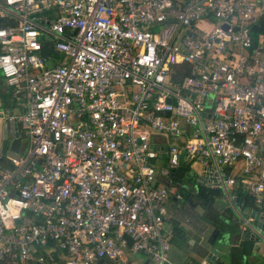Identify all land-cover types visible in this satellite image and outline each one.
<instances>
[{
	"label": "built area",
	"instance_id": "obj_1",
	"mask_svg": "<svg viewBox=\"0 0 264 264\" xmlns=\"http://www.w3.org/2000/svg\"><path fill=\"white\" fill-rule=\"evenodd\" d=\"M0 16L16 22L0 69L26 107L7 121L29 141L0 170V260L171 264L182 166L264 239V0H0Z\"/></svg>",
	"mask_w": 264,
	"mask_h": 264
},
{
	"label": "crops",
	"instance_id": "obj_2",
	"mask_svg": "<svg viewBox=\"0 0 264 264\" xmlns=\"http://www.w3.org/2000/svg\"><path fill=\"white\" fill-rule=\"evenodd\" d=\"M14 24L16 22L11 17L0 16V27ZM25 111L26 107L23 100L14 95L13 86L7 83L0 69V154L3 150L4 155L3 161L0 162V170L4 166L11 164L9 160L10 156L23 155L29 147V141L23 132L21 130L17 132L11 131L7 121L9 113L12 115H21ZM181 192L183 199L177 200L172 196L168 204L171 215L168 224L172 233L171 248L169 251L171 264H189L192 260L195 261L198 258L197 253L202 250V245L214 240L216 236V241L218 239L220 241L213 245L216 248V253H214L215 258L212 260V263L228 264L232 262L233 249L236 247L239 248L245 241L250 240L244 239L245 234H243L241 216L229 203L228 206H223L214 199L209 206L210 201L202 200L196 195V192L193 193L190 191L192 197L189 200L185 199L183 190ZM223 199L227 200L226 196ZM171 201L175 206L171 207ZM247 205L250 207L249 217L245 218H250L256 212H259L258 209L255 210L253 200L244 193L239 205L243 216L242 209ZM258 246L260 250L257 252ZM243 249L247 253L245 252L241 258L239 257L241 260L239 264H261V260H258L257 256L260 252H264L263 238H260L259 242L253 240V245L250 249H247V246ZM131 256V254H127L125 259H106L103 264H138L136 261H131L133 260L130 258ZM147 260H150L148 256L139 264H143ZM149 264H152L151 260Z\"/></svg>",
	"mask_w": 264,
	"mask_h": 264
},
{
	"label": "trees",
	"instance_id": "obj_3",
	"mask_svg": "<svg viewBox=\"0 0 264 264\" xmlns=\"http://www.w3.org/2000/svg\"><path fill=\"white\" fill-rule=\"evenodd\" d=\"M252 32L255 38L258 37L259 34H264V18H261L252 28ZM43 53L44 55L48 56L50 58L49 63L51 62H55V64L58 63L59 58L55 59V56H58V53H56L53 49V45L51 40L46 39L44 41V45H43ZM177 171H180L181 176H185L187 177L189 175V173H187V170L185 168V166H182L181 168L177 169ZM176 171V172H177ZM176 175V173H175ZM174 175V180H176V177ZM189 177V176H188ZM190 180V178H188ZM218 190L220 189H216V188H208L205 186H202L201 184L197 185L196 188V195H198L199 198H201L202 200H206L207 202L209 201H213L215 199V197L218 195ZM184 195H185V199L189 200L192 197L191 192L189 191H183ZM252 205V204H251ZM253 245V240H248L245 241L244 244L242 246H240L239 248L236 247L233 249L232 251V262L228 263V264H239L240 263V259L242 255H244V253L246 252L245 246H247V249L251 248ZM247 253V252H246ZM0 264H8L6 260H0Z\"/></svg>",
	"mask_w": 264,
	"mask_h": 264
},
{
	"label": "water",
	"instance_id": "obj_4",
	"mask_svg": "<svg viewBox=\"0 0 264 264\" xmlns=\"http://www.w3.org/2000/svg\"><path fill=\"white\" fill-rule=\"evenodd\" d=\"M4 159V155H3V150L1 151L0 154V162H2ZM175 172V170L173 169V171L171 172V175H173V173ZM174 199H176V197H173ZM212 204V201L209 202V206ZM20 222V220H18V223ZM263 223V224H262ZM254 226L260 227L262 229V231L264 232V212L257 215V220L253 222ZM217 236L215 237L214 240H211L210 242H206L205 244L202 245V250L200 252L197 253V257L196 260H192L191 263L189 264H213L212 260H214L215 256L214 253H216V248L215 245L216 242H219L220 239H218V241H216ZM245 240L248 239H252L255 242H259L260 237L256 236L254 232H251L250 230L245 232ZM258 250L257 252L260 250L259 246L257 247ZM258 260H261V264H264V252L261 253L257 256ZM105 262L104 258H101L98 261V264H103ZM150 260H147L145 263L143 264H149Z\"/></svg>",
	"mask_w": 264,
	"mask_h": 264
},
{
	"label": "rangeland",
	"instance_id": "obj_5",
	"mask_svg": "<svg viewBox=\"0 0 264 264\" xmlns=\"http://www.w3.org/2000/svg\"><path fill=\"white\" fill-rule=\"evenodd\" d=\"M157 30H158V28H157ZM59 57H61V56L58 54V56L57 55L55 56V59L59 58ZM49 65H55V62H51V63H49ZM175 177H176L175 182L179 183L182 187H184L183 191H189L190 192L191 189H194L195 187H197V185H199L198 178L192 177L189 180L187 177L181 176L180 171L176 172ZM217 196L218 197L215 198L216 202L221 203L223 206H228L227 200L223 199L225 196H224L222 190H218ZM170 205H171V207L175 206V204L172 201H171ZM249 209H250L249 205H247L245 208L242 209L244 217H249ZM193 212H195V211H193ZM146 257H147L146 255L138 253V254L132 255L130 258L133 259V260H131L132 262L136 261V263L139 264Z\"/></svg>",
	"mask_w": 264,
	"mask_h": 264
}]
</instances>
